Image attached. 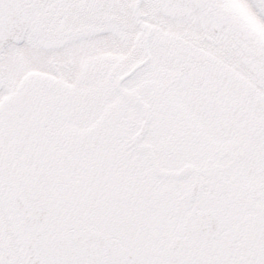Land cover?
I'll return each instance as SVG.
<instances>
[{
	"label": "snow or ice",
	"instance_id": "6c2138e0",
	"mask_svg": "<svg viewBox=\"0 0 264 264\" xmlns=\"http://www.w3.org/2000/svg\"><path fill=\"white\" fill-rule=\"evenodd\" d=\"M0 264H264V0H0Z\"/></svg>",
	"mask_w": 264,
	"mask_h": 264
}]
</instances>
